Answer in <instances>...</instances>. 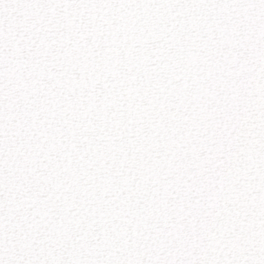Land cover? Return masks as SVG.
<instances>
[{
  "label": "snow or ice",
  "instance_id": "obj_1",
  "mask_svg": "<svg viewBox=\"0 0 264 264\" xmlns=\"http://www.w3.org/2000/svg\"><path fill=\"white\" fill-rule=\"evenodd\" d=\"M0 264H264V0H0Z\"/></svg>",
  "mask_w": 264,
  "mask_h": 264
}]
</instances>
